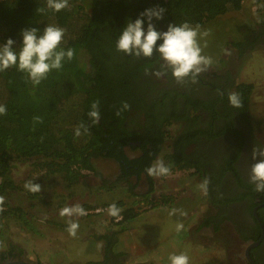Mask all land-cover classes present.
<instances>
[{
	"label": "trees",
	"instance_id": "trees-1",
	"mask_svg": "<svg viewBox=\"0 0 264 264\" xmlns=\"http://www.w3.org/2000/svg\"><path fill=\"white\" fill-rule=\"evenodd\" d=\"M244 3L245 0H69L68 8L55 12L47 8V0H0V44L11 38L18 50L22 46L23 29L35 27L42 34L48 25H55L65 29L60 47L75 51L71 61L65 59L62 69L51 71L37 86L16 67L0 72V105L6 107V114L0 115V196L4 197L0 203V246L13 223L24 230L36 231L35 217L28 209L48 206L42 191L31 193L13 179L17 165L38 176L32 179L35 183L42 184L59 176L65 187L71 189L86 174L110 183L98 171L99 161L119 166L121 173L117 181L148 176L145 169L159 159L172 140V151L164 156L171 174L201 175L211 161L202 151L206 137L210 145L225 135L238 137L241 155L246 138L235 125V113L244 124L249 123L254 84L241 83L235 87L234 92L243 102L241 108L229 104L228 94L232 91H219L221 95L214 102L194 101L190 92L172 89L176 81H169L165 89H160L162 82L155 85L151 75L156 71H165L171 76L170 69L161 67L164 63L158 53L154 52L151 58H136L117 51L116 42L128 20L134 21L147 8L157 5L165 8L161 24L167 27L187 22L202 28L241 11ZM39 8L44 12L38 11ZM181 97L185 98L184 107L194 108V114L204 110L212 112L221 104L223 112L212 114L209 120L180 114L178 99ZM96 100L100 101V121L93 125L88 112ZM123 101L131 106L130 110L117 116ZM34 117H40L42 123L34 122ZM213 119H225V127L217 126ZM178 120L192 123L180 136L172 129ZM81 123L88 125L89 131L85 134L81 129V135L76 136ZM198 137L201 138L197 154L187 155L184 146H190L193 141L196 144ZM129 149L140 152V156H130ZM230 167L232 174L240 177L239 170L233 164ZM18 193L26 194V206L12 203ZM212 197V193L205 196L211 202H218ZM145 198L151 205L155 202L148 200L149 195ZM229 202L227 199L224 203ZM116 205L121 212L118 218L112 217L114 228L127 232L140 215L124 201ZM94 208L84 206L89 211Z\"/></svg>",
	"mask_w": 264,
	"mask_h": 264
},
{
	"label": "rangeland",
	"instance_id": "rangeland-1",
	"mask_svg": "<svg viewBox=\"0 0 264 264\" xmlns=\"http://www.w3.org/2000/svg\"><path fill=\"white\" fill-rule=\"evenodd\" d=\"M201 31L210 33L199 42L203 54L211 57L213 62L207 71L197 77L198 83H207L212 93L234 92L233 89L241 83L254 84L249 123L244 125L261 137L264 132V0H245L241 11L217 19L202 27ZM155 79L162 81L156 76ZM180 84H172L171 87L191 92V89L181 88ZM218 110L216 107L212 113ZM238 127L244 132L241 123ZM173 142L166 144L159 159L164 161L165 154L172 151L170 146ZM128 153L132 157L140 156V152L130 149ZM98 171L111 182L105 184L97 176L86 174L71 189L65 187L59 176L40 184L48 206L28 209L35 217L37 230H24L13 223L5 234L0 251L17 247L25 252L26 258L39 260L43 264H86L102 260L99 250L103 248L106 237H109L113 238L123 254H133L134 261L148 257L154 260V264H170V255L186 253L189 264H201L202 260L219 264L218 259L221 258L223 264L228 263V255L218 250L220 238L199 231L202 215L209 209L205 198L207 193L198 188L202 179L197 174L193 175L195 172L152 177V181L151 177L144 176L122 182L117 181L121 172L116 163L99 161ZM31 172L25 170L23 165H17L13 179L25 189V182L38 179ZM147 195L149 201H155L153 205L145 201ZM25 196L24 193L14 195L12 203L26 206ZM119 201H124L128 208L140 215L137 221L129 225L130 230L127 232L123 228H114L115 222L106 211L108 207H104ZM74 204L95 208L91 211L85 209L86 215L72 218L79 223V229L73 237L66 230L69 218L61 217L59 213L63 207ZM173 208L182 210L186 215L177 213L170 216L169 212ZM177 222L184 225L179 233L175 229ZM187 233L189 236H186Z\"/></svg>",
	"mask_w": 264,
	"mask_h": 264
},
{
	"label": "clouds",
	"instance_id": "clouds-1",
	"mask_svg": "<svg viewBox=\"0 0 264 264\" xmlns=\"http://www.w3.org/2000/svg\"><path fill=\"white\" fill-rule=\"evenodd\" d=\"M69 7V0H47V8L55 12H60ZM38 11L44 12L43 8ZM166 9L157 5L147 8L141 12L134 21L129 19L126 26L120 32L116 42V49L129 56L136 58H151L154 52L159 54L164 62L161 67L171 70V75L177 83H182L185 79L191 78L192 83H198L197 77L208 70L212 64V59L203 54L200 39L207 37L209 31H201L199 24L191 25L184 22L180 25L169 24L167 31H158L153 20L162 21ZM145 22L147 28L145 29ZM65 29L48 25L42 34L39 29L25 28L21 32L22 46L17 50L15 41L11 38L6 43L0 44V72L16 67L20 72L26 73L27 78L33 86L39 85L45 80L53 70H60L65 59L71 61L75 51L72 48L65 50L60 45L63 42ZM158 41H162L158 44ZM206 47V44H205ZM146 74H148L146 72ZM154 75L162 78L167 75L165 71H156ZM229 104L234 108L243 107V102L238 93L228 94ZM130 105L123 101L121 107L116 111L120 116L123 111L130 110ZM6 114V107L0 105V115ZM88 117L92 124L100 121V101L96 100L90 105ZM34 122L42 123L40 117H34ZM81 129L86 134L89 126L81 123L75 132L76 136L81 135ZM252 163L249 172V181L255 185L258 193H264V147L254 145L251 152ZM149 177H166L171 174V168L166 166L162 159L156 160L151 166L145 169ZM210 180L208 177L198 185V188L207 193ZM24 188L31 193H38L42 186L33 181H27ZM4 197L0 196V203ZM108 215L119 217L121 209L115 204L109 205L106 209ZM186 215L182 210L173 208L169 215ZM61 217H68L67 232L70 236H75L79 229V223L73 217L86 215V210L80 204L63 207L60 210ZM176 231L179 233L184 229L183 223L177 222ZM170 264H189V257L186 253L172 254L169 256Z\"/></svg>",
	"mask_w": 264,
	"mask_h": 264
},
{
	"label": "flooded vegetation",
	"instance_id": "flooded-vegetation-1",
	"mask_svg": "<svg viewBox=\"0 0 264 264\" xmlns=\"http://www.w3.org/2000/svg\"><path fill=\"white\" fill-rule=\"evenodd\" d=\"M158 31H167V25L161 24V21L157 22L153 20ZM145 25V29H146ZM264 35V32L262 33ZM264 39V36L262 37ZM171 74V73H170ZM152 81L155 85L162 82L160 89H165L168 86L169 81H175V79L166 75L162 77V81L155 79V75H151ZM147 81H150L147 80ZM191 81V82H187ZM173 84H177L174 82ZM187 89H191L190 98L194 101L214 102L220 97V92L214 94L210 91L208 84L192 83L191 78L185 79L181 84ZM196 87V88H195ZM177 89V88H176ZM235 91V89H233ZM185 98H179L180 114H187L193 118L194 108L186 109ZM223 105H218V112H208L207 110L199 112L197 116H202V119H208L212 114H221L223 112ZM176 110L173 105L171 106ZM162 111V110H161ZM226 120L221 119L216 123L219 127H225ZM239 123L242 125L244 131L245 144L242 146L241 155L238 154L240 147V139L235 136L225 135L219 140L214 141L211 145L209 138L207 140L203 138L202 151L208 154L211 159L210 164L207 163L205 169L202 170V181L205 177H208L210 183L208 185V192L213 194L212 200L223 202H211L206 199L209 211L202 215V223L199 229L203 234H213L220 238L218 250L228 255L227 264H264V193H258L255 190V185L249 181V172L252 163L251 152L254 145L264 147V132L261 137L256 135V132H252L249 127L244 125L243 120L240 119L239 114L235 113V125L239 128ZM190 124H192L190 122ZM189 122L184 120H178L174 122L176 128V135H181L182 132L190 125ZM191 127V125H190ZM172 128V129H173ZM255 137H254V136ZM198 137L197 143L194 141L192 144L185 145L183 151L187 155L192 153L197 154V147L199 145ZM174 141V140H172ZM171 141V142H172ZM213 157H211V156ZM231 164L239 170L240 177H236L232 174ZM229 170V172L227 171ZM225 173V174H224ZM224 174V175H223ZM244 183V185L242 184ZM255 193V195H254ZM250 196L253 198L251 199ZM227 199L229 203H224ZM197 229V228H196ZM198 230V229H197ZM193 231V230H192ZM189 236V233L186 234ZM113 239L105 240L104 246L99 250L102 255L101 261L89 262L86 264H154L153 259L148 257H142L141 261H134L133 254H123V251L118 250L115 241ZM219 264L222 263V258L219 260ZM221 262V263H220ZM0 264H43L42 262L33 261L26 258V254L23 250L17 247H11L7 251H0ZM157 264V263H155ZM201 264H210L207 260H202Z\"/></svg>",
	"mask_w": 264,
	"mask_h": 264
}]
</instances>
